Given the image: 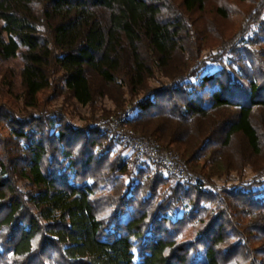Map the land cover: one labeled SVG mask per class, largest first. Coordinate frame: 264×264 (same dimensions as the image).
<instances>
[{
  "label": "trees",
  "instance_id": "16d2710c",
  "mask_svg": "<svg viewBox=\"0 0 264 264\" xmlns=\"http://www.w3.org/2000/svg\"><path fill=\"white\" fill-rule=\"evenodd\" d=\"M183 10L0 0V60L20 59L25 105L53 89L88 106L114 87L119 110H132L125 122L183 172L117 150L112 125L78 128L57 110L0 102V264H264V0L199 61ZM187 51L192 64L149 86ZM236 141L245 147L230 159ZM247 166L253 177L230 186Z\"/></svg>",
  "mask_w": 264,
  "mask_h": 264
},
{
  "label": "rangeland",
  "instance_id": "374dc122",
  "mask_svg": "<svg viewBox=\"0 0 264 264\" xmlns=\"http://www.w3.org/2000/svg\"><path fill=\"white\" fill-rule=\"evenodd\" d=\"M256 2L257 0H207L203 9L186 12L182 9L180 0H175L176 6L185 12L189 24L192 25L191 30L196 33V44L195 46H191L197 55L196 59L199 61L206 56L217 53V49L222 41L236 33L242 24L245 14L253 9ZM222 8L224 10H221ZM186 47L189 48L190 45L188 44ZM192 62L193 57L188 51L182 56L177 55L172 65L165 72L160 71L157 73L158 77L152 79L149 82V86L151 88L161 87V82H169L171 77L177 74V72L180 73L184 70L183 68H185L186 63L192 64ZM21 64L19 58L9 61L0 60V102L7 99L11 100L13 107L23 115L33 112L43 113L57 110L65 114V117L69 118L78 128L112 125L117 132L116 137L124 142L123 144L125 145L120 146L117 150L123 149L126 155H135L139 159L143 158L144 160L145 158L150 159L163 164L177 175L183 174V172L174 166L173 162H170L169 159L166 160L159 154V143L156 140L151 138L144 139L125 122L126 118L132 115V110L131 108H127L124 112L119 110L122 105L120 91L111 86L105 88L101 86V90L96 91L97 97L95 102L92 105L84 106L75 102L64 93L58 92V94L57 92H53V89H49L39 95L36 106H27L23 101L20 83L19 71ZM55 79L58 83V76ZM100 85L96 82V87L100 88ZM236 142L235 149L225 151V154L230 159L236 155L239 149L245 147L244 143ZM175 156L178 155L175 154ZM253 175L252 168L247 166L242 173H234L233 180L228 184L231 186L238 183L239 180H250ZM184 176L187 178L186 175ZM219 182L223 183V180ZM103 185L98 188L101 200L107 197L109 187L112 184L109 182V187ZM204 186H207V184Z\"/></svg>",
  "mask_w": 264,
  "mask_h": 264
}]
</instances>
